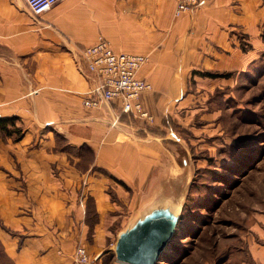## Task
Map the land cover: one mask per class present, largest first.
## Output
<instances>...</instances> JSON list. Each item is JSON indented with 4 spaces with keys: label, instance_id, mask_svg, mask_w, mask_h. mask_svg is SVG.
Listing matches in <instances>:
<instances>
[{
    "label": "crops",
    "instance_id": "obj_1",
    "mask_svg": "<svg viewBox=\"0 0 264 264\" xmlns=\"http://www.w3.org/2000/svg\"><path fill=\"white\" fill-rule=\"evenodd\" d=\"M174 8V0H60L34 19L24 0H0V116L24 129L0 140V248L12 264H72L77 245L92 264H123L114 235L164 178V98L184 89L164 67L225 58L207 47L218 27L264 17L263 0ZM98 34L116 51L147 55L138 76L152 84L140 95L152 121L120 112L117 100L82 104L92 82L81 50ZM54 131L91 156L57 149ZM249 254L264 264V237Z\"/></svg>",
    "mask_w": 264,
    "mask_h": 264
},
{
    "label": "rangeland",
    "instance_id": "obj_2",
    "mask_svg": "<svg viewBox=\"0 0 264 264\" xmlns=\"http://www.w3.org/2000/svg\"><path fill=\"white\" fill-rule=\"evenodd\" d=\"M207 47L227 56L164 67L185 81L180 97L164 98V178L119 227L155 202L176 207L156 264H252L250 246L264 237V17L218 27ZM50 137L69 149L61 133ZM69 150L91 156L88 147ZM0 262L9 264L1 251Z\"/></svg>",
    "mask_w": 264,
    "mask_h": 264
},
{
    "label": "built area",
    "instance_id": "obj_3",
    "mask_svg": "<svg viewBox=\"0 0 264 264\" xmlns=\"http://www.w3.org/2000/svg\"><path fill=\"white\" fill-rule=\"evenodd\" d=\"M35 19L60 0H24ZM174 14L192 11L199 0H174ZM84 62L82 73L91 80L92 86L82 100L87 108H97L103 102L117 100L120 112L152 121V114L143 106L140 95L149 91L152 84L138 76L139 69L147 62L145 54L116 51L108 39L98 34L96 40L81 50ZM72 264H92L86 248L77 245Z\"/></svg>",
    "mask_w": 264,
    "mask_h": 264
},
{
    "label": "water",
    "instance_id": "obj_4",
    "mask_svg": "<svg viewBox=\"0 0 264 264\" xmlns=\"http://www.w3.org/2000/svg\"><path fill=\"white\" fill-rule=\"evenodd\" d=\"M179 218L176 207L164 201L151 204L122 229L114 243L116 261L123 264H156Z\"/></svg>",
    "mask_w": 264,
    "mask_h": 264
},
{
    "label": "trees",
    "instance_id": "obj_5",
    "mask_svg": "<svg viewBox=\"0 0 264 264\" xmlns=\"http://www.w3.org/2000/svg\"><path fill=\"white\" fill-rule=\"evenodd\" d=\"M205 74L212 76V77L218 75L216 73H211L208 71ZM23 133H24V129L21 123L18 121V117L14 115L0 116V140L6 137L12 138L13 140H19L22 137ZM0 251H1V248H0ZM1 255L9 264H12L11 260L8 259L4 254H1ZM162 255H163V252H162Z\"/></svg>",
    "mask_w": 264,
    "mask_h": 264
}]
</instances>
